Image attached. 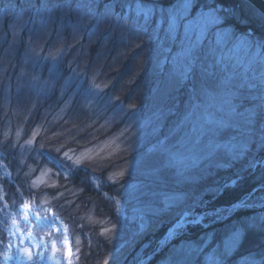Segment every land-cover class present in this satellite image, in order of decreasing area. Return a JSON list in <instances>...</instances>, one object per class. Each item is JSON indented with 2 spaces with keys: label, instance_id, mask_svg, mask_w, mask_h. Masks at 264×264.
Returning <instances> with one entry per match:
<instances>
[{
  "label": "rangeland",
  "instance_id": "374dc122",
  "mask_svg": "<svg viewBox=\"0 0 264 264\" xmlns=\"http://www.w3.org/2000/svg\"><path fill=\"white\" fill-rule=\"evenodd\" d=\"M69 1L0 5V145L35 190L16 191L18 217L1 158L0 264H150L185 232L200 234L162 264H218L224 250L226 264H264V250L238 254L264 229V184L209 208L226 182L264 174V41L211 0H112L117 13L92 16ZM24 38L15 75L1 57ZM246 208L262 210L202 232Z\"/></svg>",
  "mask_w": 264,
  "mask_h": 264
},
{
  "label": "trees",
  "instance_id": "16d2710c",
  "mask_svg": "<svg viewBox=\"0 0 264 264\" xmlns=\"http://www.w3.org/2000/svg\"><path fill=\"white\" fill-rule=\"evenodd\" d=\"M31 1L32 0H0V5L6 6V7H12V8H18V7L22 8L32 3ZM35 1H36L35 3L30 4V5L39 6L43 4L45 0H35ZM70 1L68 2V5H71V6L65 7V8H67L70 11L71 9H74V8L78 9V6H79L85 10L87 16H92L96 14L94 11L103 12L105 14H113V13H117L119 9V7H115L114 5H112L111 3L112 0L99 1L97 4L96 3L90 4L89 2H85V0H70ZM118 1L124 2L128 0H118ZM155 1L162 5H170L173 3L174 0H155ZM199 1H202V0H199ZM211 1H212V3L210 4L211 6L216 7L220 12L226 15V17L224 18L223 24L234 28L237 32H240L242 34L243 33L249 34L250 36L254 37L256 41L258 42L264 41V15L257 8H255L252 4H250L246 0H211ZM90 6L93 8H90ZM61 9H63V7L52 9L53 11L52 13L61 15L62 13ZM69 11H67L68 14L66 18L70 17ZM77 14H79L78 10H77ZM57 21L58 19H56V23ZM52 30L56 33L55 29H52ZM66 33H68V30H66L63 33V36L66 35ZM25 43H26V39L24 38L20 44H16L13 46V49H14L13 53L15 52L14 55H16V57L13 56L14 60L11 59L9 56H8V59H4V57L3 58L1 57V59H3L4 61H8L10 63H16L17 65L16 71H13L15 75L18 71V61H19L21 52L26 46ZM9 76L12 77L13 74L10 73ZM9 79L11 78H8V76L5 77L6 81ZM12 149L13 150L11 151L13 152V154L11 155L7 147L0 145V151L2 153V155L0 156V161L2 158L5 161V163L8 166H10L12 170L13 177L3 182V185L6 189H8V196H9L8 202L10 203L12 209L16 212V214L19 217L21 215V207H22L23 201L20 200V198L19 199L15 198V197H18L17 196L18 194H16V191L19 190L31 196L35 190L31 187V184H30L31 175L26 173L27 166L26 165L24 166L25 161H24V164H21L22 161H20L19 159L18 151L16 150V148H12ZM32 158L35 159L34 156H32ZM36 158L38 160H36L35 162H40V163L43 162V161L41 162V160H39L38 157ZM84 170L85 169H82L80 172H78L79 174L76 177L78 178L82 176L83 177L89 176V171H84ZM82 173L83 175H81ZM87 184L85 187L88 188L89 185ZM226 184L227 182L222 187L223 190L220 193V195L215 200H213V203L210 205L211 207L209 208L230 205L238 201L239 199H241L248 193L252 192L255 188L264 184V174L263 176H261L260 172L254 171L253 173H251V175H248L247 177L242 178L236 184H233V185H226ZM35 206L38 208L39 212L45 214L44 206L39 205L37 203L35 204ZM262 209H264V207ZM262 209H253V208L239 209L235 211V213H233L227 219L221 222H218V223L211 224L210 226H208V228L202 229V232L208 233L212 230L216 232L221 231L223 228H225L228 225H235L238 222L241 223L243 220L250 218L253 212H255L256 210H262ZM40 229L42 232L43 228H40ZM43 233H45V235H48V232H43ZM260 233L264 237V229L250 230V231L248 230L242 244L238 248V254L242 252L249 253L250 250H264V242L261 241V238L259 236ZM198 234H200V232L199 233L185 232L181 234L179 237H177L172 242H170L166 247L167 250L162 252L160 255H157L150 264L152 263L162 264V261L168 256L165 254L167 253L169 254L172 251H175L176 247L182 241L193 240L195 237L198 236ZM2 237L8 240L5 234L4 236L2 235Z\"/></svg>",
  "mask_w": 264,
  "mask_h": 264
},
{
  "label": "snow or ice",
  "instance_id": "6c2138e0",
  "mask_svg": "<svg viewBox=\"0 0 264 264\" xmlns=\"http://www.w3.org/2000/svg\"><path fill=\"white\" fill-rule=\"evenodd\" d=\"M56 151H60V149H56ZM64 155L66 157H69V153L68 152H64ZM71 158V157H70ZM77 163H79V160H77ZM239 239H240V234L237 232V233H233V237H232V240L231 242L227 245V248L228 249H233L235 248L237 245H238V242H239Z\"/></svg>",
  "mask_w": 264,
  "mask_h": 264
},
{
  "label": "clouds",
  "instance_id": "9594fccd",
  "mask_svg": "<svg viewBox=\"0 0 264 264\" xmlns=\"http://www.w3.org/2000/svg\"><path fill=\"white\" fill-rule=\"evenodd\" d=\"M208 241V240H206ZM211 241H208V243H210ZM214 247H218V245L214 246ZM231 252L224 250L222 255H219L216 257L218 264H226L227 259L231 256Z\"/></svg>",
  "mask_w": 264,
  "mask_h": 264
},
{
  "label": "water",
  "instance_id": "95a60500",
  "mask_svg": "<svg viewBox=\"0 0 264 264\" xmlns=\"http://www.w3.org/2000/svg\"><path fill=\"white\" fill-rule=\"evenodd\" d=\"M264 14V0H246Z\"/></svg>",
  "mask_w": 264,
  "mask_h": 264
},
{
  "label": "bare ground",
  "instance_id": "6f19581e",
  "mask_svg": "<svg viewBox=\"0 0 264 264\" xmlns=\"http://www.w3.org/2000/svg\"><path fill=\"white\" fill-rule=\"evenodd\" d=\"M251 4V3H250ZM255 7V6H254ZM256 8V7H255ZM262 13V12H261ZM263 14V13H262ZM264 15V14H263ZM236 184V183H235Z\"/></svg>",
  "mask_w": 264,
  "mask_h": 264
}]
</instances>
